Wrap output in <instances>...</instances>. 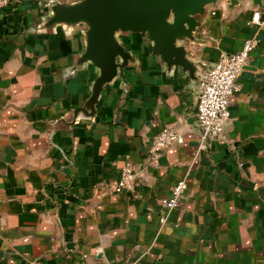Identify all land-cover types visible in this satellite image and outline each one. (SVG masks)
Listing matches in <instances>:
<instances>
[{
    "label": "crops",
    "instance_id": "crops-1",
    "mask_svg": "<svg viewBox=\"0 0 264 264\" xmlns=\"http://www.w3.org/2000/svg\"><path fill=\"white\" fill-rule=\"evenodd\" d=\"M49 1L0 8V264H264V0L206 6L185 42L193 76L168 67L145 36L121 34L133 60L93 115L75 120L97 68L76 65L84 26L45 27ZM247 39L256 46L223 139L200 148L198 73ZM166 126L183 143L152 161ZM126 162L138 175L115 192ZM181 178L184 197L168 211L160 200Z\"/></svg>",
    "mask_w": 264,
    "mask_h": 264
},
{
    "label": "water",
    "instance_id": "water-1",
    "mask_svg": "<svg viewBox=\"0 0 264 264\" xmlns=\"http://www.w3.org/2000/svg\"><path fill=\"white\" fill-rule=\"evenodd\" d=\"M217 0H76L47 3L49 14L45 27L56 25L84 26V51L76 65L91 62L97 76L91 85V94L79 114L90 117L102 88L133 60V54L122 43L125 33H139L151 43L153 51L168 66L179 65L192 76L195 62L188 57L186 41L195 39L201 26V17L209 4ZM231 6L241 0H228ZM262 6V0H251ZM80 110V111H79Z\"/></svg>",
    "mask_w": 264,
    "mask_h": 264
},
{
    "label": "built area",
    "instance_id": "built-area-1",
    "mask_svg": "<svg viewBox=\"0 0 264 264\" xmlns=\"http://www.w3.org/2000/svg\"><path fill=\"white\" fill-rule=\"evenodd\" d=\"M22 1L33 0H0V8ZM252 21L262 23L258 11L253 13ZM255 46V40L247 39L240 50L221 53L212 65L201 69L198 73L195 117L200 129V148H206L207 140L223 139L224 128L230 117V99L237 91V76L247 63ZM181 143H183V137L180 133L172 127H163L151 141L149 156L152 161H156L168 146ZM137 175L138 171L131 163H124L119 169V177L112 185V189L115 192L131 190ZM186 189V179H179L172 185L170 194L160 200V204L168 211L172 210L184 197ZM160 220L164 222L166 216L161 217Z\"/></svg>",
    "mask_w": 264,
    "mask_h": 264
}]
</instances>
